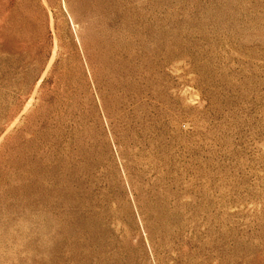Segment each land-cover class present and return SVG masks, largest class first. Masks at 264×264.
Here are the masks:
<instances>
[{"label": "rangeland", "instance_id": "rangeland-1", "mask_svg": "<svg viewBox=\"0 0 264 264\" xmlns=\"http://www.w3.org/2000/svg\"><path fill=\"white\" fill-rule=\"evenodd\" d=\"M0 264H264V0H0Z\"/></svg>", "mask_w": 264, "mask_h": 264}]
</instances>
